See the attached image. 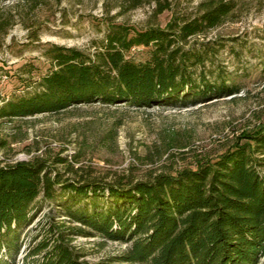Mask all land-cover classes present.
<instances>
[{
	"label": "trees",
	"instance_id": "16d2710c",
	"mask_svg": "<svg viewBox=\"0 0 264 264\" xmlns=\"http://www.w3.org/2000/svg\"><path fill=\"white\" fill-rule=\"evenodd\" d=\"M198 9L168 29H108L91 54L49 44L51 71L33 91L4 100L0 118L92 103L184 106L237 94L239 84L216 78L207 66L218 49L208 42L188 45L218 26L233 4L204 0ZM133 46L145 48L143 61L126 56ZM55 162L78 172L65 157ZM262 166L264 125L211 161L141 180L100 184L81 173L63 179L39 162L0 161V264H15L20 229L33 221L38 199L55 203L60 217L80 226L49 222L21 264H86L72 249V236L125 244L114 264H264Z\"/></svg>",
	"mask_w": 264,
	"mask_h": 264
},
{
	"label": "rangeland",
	"instance_id": "374dc122",
	"mask_svg": "<svg viewBox=\"0 0 264 264\" xmlns=\"http://www.w3.org/2000/svg\"><path fill=\"white\" fill-rule=\"evenodd\" d=\"M202 1L0 0V105L33 91L51 71L45 56L49 44L91 54L108 29L130 34L149 27L168 29L178 17L197 15ZM226 1L233 4L228 16L190 38L188 45L208 42L218 49L207 66L216 78L239 84L237 94L184 106L92 103L56 114L0 118L2 164L39 162L63 179L81 173L103 184L194 168L244 142L264 125V0ZM125 54L135 61L147 56L139 46ZM57 156L71 161L78 172L56 163ZM32 207L33 221L20 229L15 264L44 237L49 222L80 226L60 217L53 202L38 199ZM70 245L86 264H111L125 249L101 236H72Z\"/></svg>",
	"mask_w": 264,
	"mask_h": 264
}]
</instances>
